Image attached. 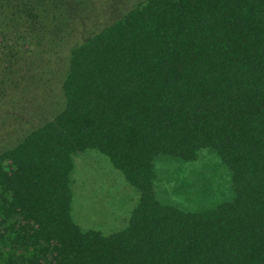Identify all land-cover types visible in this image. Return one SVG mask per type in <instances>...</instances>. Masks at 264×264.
Instances as JSON below:
<instances>
[{
  "label": "trees",
  "instance_id": "trees-1",
  "mask_svg": "<svg viewBox=\"0 0 264 264\" xmlns=\"http://www.w3.org/2000/svg\"><path fill=\"white\" fill-rule=\"evenodd\" d=\"M73 1L0 0V104L27 53L70 40ZM62 90L59 111L0 152V264H264V0H141L71 48ZM203 147L231 169L233 199L161 202L154 159ZM88 148L140 192L121 231L73 218Z\"/></svg>",
  "mask_w": 264,
  "mask_h": 264
},
{
  "label": "rangeland",
  "instance_id": "rangeland-1",
  "mask_svg": "<svg viewBox=\"0 0 264 264\" xmlns=\"http://www.w3.org/2000/svg\"><path fill=\"white\" fill-rule=\"evenodd\" d=\"M79 1L71 4L79 22L74 25L70 40L56 38L45 48L30 51L10 75L15 82L10 83L5 101L0 104V152L59 111L71 48L141 0H86V8H78ZM73 159L74 220L83 229L104 234L126 228L139 201V190L98 148L79 151ZM154 165V190L163 203L200 211L215 208L235 196L233 173L212 147L201 148L197 157L189 161L160 154Z\"/></svg>",
  "mask_w": 264,
  "mask_h": 264
}]
</instances>
